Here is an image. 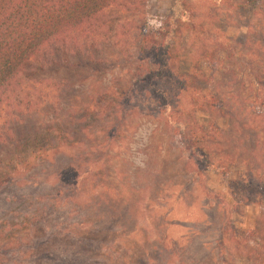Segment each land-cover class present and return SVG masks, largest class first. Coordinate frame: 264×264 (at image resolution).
I'll return each mask as SVG.
<instances>
[{"label":"rangeland","instance_id":"rangeland-1","mask_svg":"<svg viewBox=\"0 0 264 264\" xmlns=\"http://www.w3.org/2000/svg\"><path fill=\"white\" fill-rule=\"evenodd\" d=\"M181 6L200 28L180 38L182 54L186 62L212 64L211 85L229 102V116L213 115L221 132L218 150L236 156L237 175L264 182V106L258 100L264 90L256 94L254 85L264 89V0H143L134 13L109 9L106 35L94 48L25 67L17 99L37 109L13 118L2 130L8 138L0 139V164L32 150L27 157L33 163L34 156L43 158L44 177L65 166L72 150L62 147L63 156H54L50 148L44 154L36 149L61 141V136L56 140L60 132H66L67 142L81 139L68 133L79 128L76 113L101 91L127 86L140 36ZM49 80L53 86L45 89L38 83ZM43 92L47 95L39 104L35 96ZM135 102L145 115L126 119L125 139L109 153L111 170L101 181L116 188L119 201L89 210L87 202L81 211L70 203L57 204L43 220H28L25 212L32 210L21 208L15 216H3L0 253L11 259L5 264H256L228 241L219 246L218 237L219 229L227 230V238L231 227L241 237L255 229L264 242L262 207L246 205L240 196L232 199L219 176L192 172L150 104ZM5 210L0 204V212Z\"/></svg>","mask_w":264,"mask_h":264},{"label":"trees","instance_id":"trees-1","mask_svg":"<svg viewBox=\"0 0 264 264\" xmlns=\"http://www.w3.org/2000/svg\"><path fill=\"white\" fill-rule=\"evenodd\" d=\"M142 2L0 0V139L6 141L8 138L2 131L8 122L37 109V104L17 99L22 91V77L25 78L23 70L29 63L39 62L44 66L60 54L73 55L94 48L106 35L109 9L134 13L140 11ZM199 29L192 14L181 6L177 11H169L157 29L140 36L136 43L135 70L127 86L101 91L88 98L76 113L74 124L79 128L68 133L78 134L81 139L72 138L67 142L66 132H60L56 140L61 136V141L42 144L36 149L35 153L44 154L50 148L54 156L63 154L62 147L72 150L68 152L70 161L65 166L44 177L41 175L43 158L34 156L32 159H37L33 163L31 156L27 157L28 153L33 155L32 150L14 161L0 164L3 169L0 204L6 208L0 212V224L7 222L3 216L17 215L18 208L32 210L25 212L28 220H43L47 211L56 210L57 204L70 203L71 208L81 211L87 202L89 210L119 201L121 196L116 188L101 186V181L108 169L111 170L112 155L108 156L109 153L117 151L125 139L126 119L145 115L144 107L136 105L138 100L150 104L153 113L185 153L192 172L219 176L232 199L240 196L246 205L258 204L264 212V182L237 175L234 172L236 156L218 150L221 132L213 115L227 117L230 108L225 96L211 85L212 64L202 59L186 62L179 47L182 36ZM38 83L44 84V89L53 86L51 80ZM254 85L255 93L262 94V84L254 82ZM46 95V92L37 94V103H44ZM258 100L263 107L264 98L258 96ZM130 105L133 107L128 112L126 109ZM14 172L19 175H13ZM49 177L54 180L50 181ZM127 199L123 197L124 201ZM226 231L219 229V246L228 241L232 250L241 251L256 264H264V254L260 253L264 242L257 230H248L241 237L231 227L228 238ZM10 260L5 253H0V264Z\"/></svg>","mask_w":264,"mask_h":264}]
</instances>
